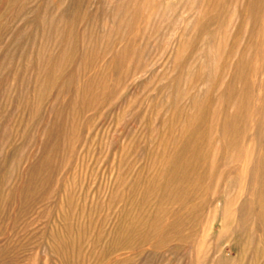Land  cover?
Listing matches in <instances>:
<instances>
[{"label": "rangeland", "instance_id": "374dc122", "mask_svg": "<svg viewBox=\"0 0 264 264\" xmlns=\"http://www.w3.org/2000/svg\"><path fill=\"white\" fill-rule=\"evenodd\" d=\"M261 185L264 0H0V264H264Z\"/></svg>", "mask_w": 264, "mask_h": 264}, {"label": "bare ground", "instance_id": "6f19581e", "mask_svg": "<svg viewBox=\"0 0 264 264\" xmlns=\"http://www.w3.org/2000/svg\"><path fill=\"white\" fill-rule=\"evenodd\" d=\"M254 140V139H253ZM244 162V161H243ZM262 164V163H261ZM260 170V169H259ZM253 171V170H252ZM243 173H245V172H243ZM259 174V173H258ZM247 175V174H246ZM256 193H258V198H259V208H260V212H259V214H260V217H261V219H262V221L264 222V185L262 186H257V188H256ZM253 193V192H252ZM167 195V194H166ZM252 198H253V196H252ZM251 201V200H250ZM252 202V201H251ZM250 205V204H249ZM231 207V206H230ZM250 208V207H249ZM231 210H232V208H230ZM242 210V209H241ZM253 211V210H252ZM228 212H229V210H228ZM252 213V212H251ZM250 213V214H251ZM251 216V215H250ZM233 224V223H232ZM259 227H260V224H259ZM170 238V237H169ZM245 243H246V241H245ZM244 243V244H245ZM256 248H258V247H256ZM259 249V248H258ZM256 250V249H255ZM243 257V256H242ZM257 257V256H256ZM225 263V262H224ZM256 264V263H255Z\"/></svg>", "mask_w": 264, "mask_h": 264}]
</instances>
